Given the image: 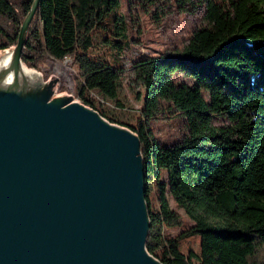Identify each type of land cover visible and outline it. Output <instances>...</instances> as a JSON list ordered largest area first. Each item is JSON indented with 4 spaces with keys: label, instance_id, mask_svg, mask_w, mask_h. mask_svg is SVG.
I'll list each match as a JSON object with an SVG mask.
<instances>
[{
    "label": "trees",
    "instance_id": "trees-1",
    "mask_svg": "<svg viewBox=\"0 0 264 264\" xmlns=\"http://www.w3.org/2000/svg\"><path fill=\"white\" fill-rule=\"evenodd\" d=\"M32 2L0 0L1 51L15 46ZM121 2L39 0L22 62L38 69L69 58L76 98L139 136L151 255L164 264H264V0H133L156 23L174 7L204 13L178 53L128 66ZM125 71L143 91L136 97L146 117L160 109L183 116L181 141L162 144L141 116L131 123L100 104L121 110ZM218 117L229 124L214 125Z\"/></svg>",
    "mask_w": 264,
    "mask_h": 264
},
{
    "label": "water",
    "instance_id": "water-1",
    "mask_svg": "<svg viewBox=\"0 0 264 264\" xmlns=\"http://www.w3.org/2000/svg\"><path fill=\"white\" fill-rule=\"evenodd\" d=\"M38 5L2 50L11 58L0 68V264H164L146 248L139 136L56 95L57 77L23 71Z\"/></svg>",
    "mask_w": 264,
    "mask_h": 264
},
{
    "label": "rangeland",
    "instance_id": "rangeland-1",
    "mask_svg": "<svg viewBox=\"0 0 264 264\" xmlns=\"http://www.w3.org/2000/svg\"><path fill=\"white\" fill-rule=\"evenodd\" d=\"M123 1L124 2H121V10L128 16L127 20L129 23V43L126 45L123 53L125 66H128L129 62L133 59L145 56L160 57L178 53L191 32L202 23V16L204 13L202 6L196 7L193 11L191 9L179 11L174 7L163 20L156 23L149 18L148 13L138 10L135 3H132L133 0H130L131 3L128 2V0ZM191 1L198 2L200 0ZM11 49L12 47L10 50ZM4 52L0 50V55ZM25 66L28 67L27 65ZM28 68L31 69L32 67ZM33 69L42 74L44 81L53 76L58 78L56 95H70L75 100H78L75 96L73 69L69 58L63 61H56L48 58L40 64L38 69ZM174 77L175 80L191 83V79L182 74H176ZM139 91L143 92L139 84H137L133 77L128 75L127 71H125L122 75L119 94V100L123 104V106L120 107L121 110H116L117 106L113 101H102L100 104L114 110L123 120H127L131 123H134L137 117L141 116L146 126L151 130L152 136L162 144H172L181 141L185 133L183 116L179 113L171 114L166 112L165 114L163 113V109H160L154 112L150 118L146 117L142 112L143 97H136ZM97 99L99 98L97 97ZM213 124L217 126L228 125L229 121L218 117L213 121ZM162 178L167 180L166 173L162 175ZM170 205L175 209V204L171 200ZM178 212L184 214V211L181 209H178ZM178 232V229L170 231L173 235ZM196 244L197 241H194L193 245L196 246Z\"/></svg>",
    "mask_w": 264,
    "mask_h": 264
},
{
    "label": "bare ground",
    "instance_id": "bare-ground-1",
    "mask_svg": "<svg viewBox=\"0 0 264 264\" xmlns=\"http://www.w3.org/2000/svg\"><path fill=\"white\" fill-rule=\"evenodd\" d=\"M10 58H11L10 52H5L2 55H0V68H4L5 66H7L8 62L10 61ZM23 71L32 80H36L38 78V73L33 69L24 66ZM10 78L11 77L8 78V82L10 81Z\"/></svg>",
    "mask_w": 264,
    "mask_h": 264
}]
</instances>
